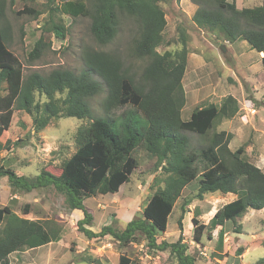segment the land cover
<instances>
[{"label": "trees", "instance_id": "trees-1", "mask_svg": "<svg viewBox=\"0 0 264 264\" xmlns=\"http://www.w3.org/2000/svg\"><path fill=\"white\" fill-rule=\"evenodd\" d=\"M44 1L47 18L27 55L29 64L38 60L48 47L44 35L52 33L57 40H65L67 28L62 16H67L88 18L90 33L99 45L114 39L120 17L129 19L135 27L130 56L144 65L135 80L136 76L124 68L116 53L88 50L82 57L85 71L79 75L57 68L44 75L32 72L24 76L21 62L7 47L9 29L4 24L7 1L0 0V137L10 128L15 111L30 117L35 134L62 117L84 122L74 135V153L60 167L45 165L37 174L27 176L17 175L1 165L0 179H6L13 193L52 188L63 197L68 210L82 213L77 231L88 240L109 237L120 248L145 242L150 252H168L177 264H198L188 253L181 234L183 213L193 200L201 201L209 194L235 197L218 209L206 225L199 222L197 212L193 215L195 244L202 243L204 234L210 238L217 228V238L222 243L225 223H237L248 210H264V172L246 157L245 145L231 151L228 144L232 135L215 130L217 124L238 114L237 101L226 96L219 105L195 108L188 120L182 119L185 105L182 79L189 35L178 26L177 41L165 40L167 23L161 3L167 0ZM191 1L197 6L192 22L198 29L220 35L229 43L245 42L250 50L262 55L264 67V0L258 6L241 9L236 7V0ZM13 2L10 0V6ZM23 14L35 19L41 15L37 11L16 12ZM173 43L177 45L174 50L158 52V48H169ZM103 89L106 92L101 104L103 116L94 117L89 100ZM128 105L132 110L117 118L110 115ZM183 133L211 136L205 146L194 150ZM137 149L155 158L154 171L160 169L162 185L155 178L157 188L147 198L140 216L129 220L122 229L116 230L110 224L93 232L89 228L94 225V213L83 204L84 200L116 194L127 184L138 168L134 156ZM194 182L196 190L181 204L178 239L172 243L158 242L159 236L166 232L175 203ZM28 213L24 209L22 215ZM261 226L264 228V220ZM234 229L235 233H241L240 225ZM61 233L62 227L54 220L26 219L9 206L0 208V264H8L12 253L59 241ZM86 263L98 261L91 259ZM117 264L141 263L120 255ZM259 264H264V257Z\"/></svg>", "mask_w": 264, "mask_h": 264}, {"label": "rangeland", "instance_id": "rangeland-1", "mask_svg": "<svg viewBox=\"0 0 264 264\" xmlns=\"http://www.w3.org/2000/svg\"><path fill=\"white\" fill-rule=\"evenodd\" d=\"M6 1L4 24L9 29L7 47L21 62L24 76L32 72L44 75L57 68L79 75L85 71L84 52L94 50L116 53L124 68L138 80L144 63L130 56L135 27L129 19L120 17L117 35L110 43L99 45L90 33L88 18L62 16L67 28L65 40H57L52 33L44 35L48 47L38 60L29 64L27 55L41 35V27L47 18L45 1L14 0L11 6L10 0ZM259 4L260 0H236L238 9ZM161 6L167 23L165 40L177 41L178 26H182L189 35L187 66L182 79L185 96L182 119L188 120L195 108L219 105L224 97L232 96L238 103L239 112L234 118L217 124L215 130L232 135L228 144L231 151L245 145L246 157L264 172V67L260 61L261 54L250 50L245 42L229 43L220 35L198 29L192 22L197 6L191 0H167ZM24 10L37 11L41 15L37 19L30 14L16 15V12ZM174 43L169 48H158V52L174 50L177 47ZM94 79L99 80L97 77ZM105 96L103 89L89 100L94 117L103 116L101 104ZM128 110H132L129 105L112 111L110 115L117 118ZM82 123L75 118L62 117L52 120L35 134L32 133L30 117L15 111L10 128L0 137V166L10 168L17 175L27 176L37 174L45 165L60 167L74 153V135ZM183 134L194 150L205 146L211 136L208 134L203 138L191 133ZM134 156L138 168L116 194L84 200L83 204L94 213V225L89 228L93 232H99L102 226L110 224L116 230L122 229L129 220L140 216L147 198L157 188L155 178L162 185L160 169L154 171L155 158L147 156L143 149H137ZM196 185L197 182H194L182 192L169 217L166 232L159 236L158 242L172 243L178 239L181 204L184 198L192 196ZM234 198L232 194L205 195L201 201L193 200L183 213V242L198 264H259L264 257V228L261 226L264 210H248L237 223H225L222 243L217 238L219 228L210 233V238L204 234L201 244L192 241L193 215L197 212L199 222L206 225L218 209ZM4 206L11 207L17 215L26 219H50L62 227L59 241L15 253L10 258L11 264H87L91 259L97 260L98 264H117L120 255L141 264H177L168 252H150L145 242L120 248L109 237L86 239L77 231V221L83 217L82 213L68 210L63 197L52 188L28 194L13 193L6 179H0V208ZM24 209L29 210L27 215H22ZM238 225L241 227L239 234L234 232Z\"/></svg>", "mask_w": 264, "mask_h": 264}, {"label": "crops", "instance_id": "crops-1", "mask_svg": "<svg viewBox=\"0 0 264 264\" xmlns=\"http://www.w3.org/2000/svg\"><path fill=\"white\" fill-rule=\"evenodd\" d=\"M262 56V55H261ZM15 253H12L10 256H9V263H10V258L12 257V255H14ZM11 264V263H10Z\"/></svg>", "mask_w": 264, "mask_h": 264}]
</instances>
